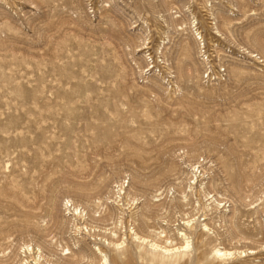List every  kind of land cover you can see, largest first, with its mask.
I'll return each mask as SVG.
<instances>
[{"label":"rangeland","instance_id":"1","mask_svg":"<svg viewBox=\"0 0 264 264\" xmlns=\"http://www.w3.org/2000/svg\"><path fill=\"white\" fill-rule=\"evenodd\" d=\"M101 254L264 264V0H0V264Z\"/></svg>","mask_w":264,"mask_h":264},{"label":"bare ground","instance_id":"2","mask_svg":"<svg viewBox=\"0 0 264 264\" xmlns=\"http://www.w3.org/2000/svg\"><path fill=\"white\" fill-rule=\"evenodd\" d=\"M195 35H196V33H195ZM192 184H190V187H192ZM116 187H118V190H117V195L118 196L117 197L118 198H121L122 197V194H125L126 193L125 188L122 185H117ZM210 198L213 199L214 197L211 196ZM181 200L184 201V203L187 202V195L185 193L183 195V199H181ZM157 201H158V199H157ZM213 202L217 206L221 205V202L218 201L217 199H214ZM155 203H157V202H155ZM209 204L207 205L206 208H209L210 207ZM156 205H158V204H156ZM71 207L72 206H70V208ZM70 210H72V215L74 217V220H76L77 217H80L82 219V218H84L86 216V213H84L85 211L82 210L78 206H73V208L70 209ZM121 215H122V213H121ZM119 221L122 222V218H121V220L119 219ZM192 222H193V219H190V220H187V221H183V223L186 224V226H189L190 229L192 228V224H193ZM115 225H116V223H115ZM78 228L80 229V227H78ZM86 229H88V226L86 227ZM157 230L156 231L152 230V231H154L156 233V237L153 238V239H148L147 237L138 235V233H134L135 238L138 239V241H139V245H138L139 248L141 246L143 248L145 247V250L146 251L145 252L142 251V253H145L146 254V259H147V255H149L151 257V258H149L150 260L151 259L152 260L158 259L160 262L177 261V259L184 258L185 256L189 255L192 252V243H191L190 236L188 235L187 231H185L183 229L177 231L176 237L180 240V244H177V242H175L173 239L170 240L169 238H165L164 241H161V238L162 237H166L167 234H165L164 232H167V231L164 230V229H162L161 231H159V230L157 231ZM209 230H211L210 227H209V225L207 223H204L203 224V231H209ZM114 244H116V243H114ZM124 244H125V240L124 239H123V241H121V242H119V243L116 244L117 248L119 247V255L116 252L115 253V256L117 254V257L119 256V259L120 258L123 259L122 258L123 257V254L126 252L125 251L126 250V247L124 246ZM117 248H116V250H118ZM39 250H41V248H39L38 251ZM98 250H99L98 253L99 252L100 253H103V251L101 250L100 247H98ZM255 252L256 251H253L252 250L250 253H255ZM23 253H25V254H27V253L31 254V253H33V248H30V245L24 246ZM241 254H243V256H246V251H239V250H234V249H227V248H223V247H220V246H216L212 250V256L214 258L220 259V260H224V261L234 259V258L237 257V255H241ZM126 255L127 254H125V256ZM101 256H102V254H101ZM12 257L10 258L11 261H12ZM25 257H27V255H25ZM30 257H31V255H30ZM37 257H38V259L36 258L37 260H35V261L40 260V258L42 257V252H39L38 255H37ZM144 257H145V255H144ZM121 259H120V261H121ZM102 260H103L102 264L107 263L108 259H107V257H106L105 254L102 256ZM18 261H19V264H31L30 261L27 258H23V257L21 258V260L19 259ZM17 264H18V262H17Z\"/></svg>","mask_w":264,"mask_h":264}]
</instances>
